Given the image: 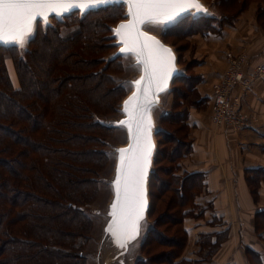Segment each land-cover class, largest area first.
<instances>
[{"label": "trees", "instance_id": "16d2710c", "mask_svg": "<svg viewBox=\"0 0 264 264\" xmlns=\"http://www.w3.org/2000/svg\"><path fill=\"white\" fill-rule=\"evenodd\" d=\"M237 1L230 0L231 5ZM241 1L236 9L227 4V18L217 21L220 26L250 3ZM258 15L264 16V9ZM184 21L167 32L179 37L192 31L211 32L210 24L201 30L195 25L215 22L191 19L192 27H181ZM89 28L97 29L77 27L62 36L56 29L39 27L30 43L28 62L15 61L18 88L7 71L0 70V264H83L78 251L91 221L82 206L96 195L93 174L98 170L96 158L103 145L93 132L101 124L93 122L92 112L99 111L95 103L105 105L114 91L110 80L98 72L96 62L103 45L94 35H84ZM180 47L175 44L178 53ZM175 82L184 85L185 91L174 87L171 95L178 97L172 96V106L161 117L164 125L174 127L163 128L157 135L156 163L168 164L158 165L151 176L149 217L155 225L143 246L147 257L139 264H199L180 258L187 242L181 221L188 212L183 209L200 191L201 180L198 177L187 183L174 174L185 150L181 145L184 114L175 110L183 101L194 100L188 98L193 92L188 91L192 85L186 78H176ZM218 242L210 243L204 237L200 246L210 257ZM151 244L154 250L159 248L154 255ZM249 256L256 264H263L257 254Z\"/></svg>", "mask_w": 264, "mask_h": 264}, {"label": "crops", "instance_id": "0c3cea01", "mask_svg": "<svg viewBox=\"0 0 264 264\" xmlns=\"http://www.w3.org/2000/svg\"><path fill=\"white\" fill-rule=\"evenodd\" d=\"M263 9V3H249L232 21L211 32L192 31L179 53L175 48L181 77L192 85L188 91L195 99L185 103L181 96L182 106L175 110L184 114L185 150L174 174L187 183L201 180L200 191L183 209L187 242L180 258L199 264H249L246 253L257 254L264 264V77L241 94L248 124L239 132L214 127L209 110L212 84L230 57L244 58L245 74L264 62V16L258 15ZM172 102L171 96L163 114ZM204 237L219 241L210 257L200 246Z\"/></svg>", "mask_w": 264, "mask_h": 264}, {"label": "snow or ice", "instance_id": "6c2138e0", "mask_svg": "<svg viewBox=\"0 0 264 264\" xmlns=\"http://www.w3.org/2000/svg\"><path fill=\"white\" fill-rule=\"evenodd\" d=\"M108 4H126L128 8V22L113 30L120 46V53L114 59L134 57L133 67L142 73L132 85H124L135 88L124 104L123 113L127 119L117 126L127 129L129 147L118 152L112 185L115 200L109 213L113 220L106 229L118 246L124 247L127 241L135 239L139 220L143 218V177L152 148L149 112L155 96L164 91L173 74L170 51L145 36L141 27H159L163 32L187 16L198 15L202 7L196 0H0V45L24 48L34 41L41 24L45 28L49 26V19L62 22L75 14L85 17ZM189 9H195V13Z\"/></svg>", "mask_w": 264, "mask_h": 264}, {"label": "rangeland", "instance_id": "374dc122", "mask_svg": "<svg viewBox=\"0 0 264 264\" xmlns=\"http://www.w3.org/2000/svg\"><path fill=\"white\" fill-rule=\"evenodd\" d=\"M204 5L210 10V15H215L220 20L217 19H211L216 20L215 22L207 23L204 21L198 22L199 24L195 25L196 29H204L207 27V25H211V27H217L220 26V24L217 23V21H222V17L224 19L227 18L226 10L227 4L231 5L230 0H201ZM242 1L239 0L235 3H233L232 8H237L239 5H241ZM250 3H258L261 4V0H250ZM113 8L107 9V10H101L97 13H91L85 17H82L79 14L71 15L66 20L64 19L61 22H58L55 19H49L48 27L51 29H56L58 33L62 36H67L71 31L76 29L77 27H96L89 28V30L84 33L86 37H91L94 35L97 40H99V43L103 45V48L99 54L100 59L97 60L98 64V72L101 75L106 76L110 80V86H113V93L107 100L108 102L104 104H100L101 102L95 103V106L99 109L98 112L94 111L92 112V120L93 122L100 121L101 127L98 126L93 130L96 135L100 138V143H103L102 146H100L98 151V158L96 167H98V170L93 174V180L94 183L97 185L96 189V195L93 198V200L86 205L82 206V210L84 211L85 215L88 216L90 219V231L88 235L83 240L82 246L78 251V257L81 258L83 261V264H105L107 261H110L114 255H118V259H122L124 264H139L143 263V260L146 259V255L143 251V246L145 243V240L148 238L146 236V230L148 228L149 223L151 222H145L143 221L141 223V230L139 234V238L135 241H133L131 244H126L124 247H119L115 241H112L111 235H108L105 233L106 229L108 227L107 225V219H108V204L111 199V186L110 182L112 181V175L114 172V166L115 161L118 155L117 148L121 147L126 143L127 136L124 129H118V122L120 120V117L123 116L120 105L121 101L126 97L128 92L133 87L125 88L124 85H132L140 76V71L135 70L133 67L135 65L134 59H124V58H118L114 59L111 58L112 55L117 50L118 43L116 42V39L113 36L112 28L115 27L118 21L125 20V7L124 6H112ZM230 11V10H229ZM209 14V13H208ZM228 14H231V12H228ZM193 16H187L184 19H186V22L181 27H192L189 20H197L193 19ZM204 16L198 18L203 19ZM84 18V20H83ZM188 18V19H187ZM208 19V18H204ZM82 20V24H79L78 22ZM229 20V19H228ZM181 21V20H180ZM179 21V22H180ZM98 22V24H97ZM178 22V23H179ZM60 23V24H59ZM43 29H46L44 25H40ZM47 27V28H48ZM98 27H104L102 29H98ZM210 27V28H211ZM172 27L166 28L163 32L160 31L159 27H153V26H144V29L147 32H150L152 34L157 35L162 39V41L166 44L171 45L175 49V44L180 45V51L187 45V42L185 40V36H176L173 34H169L167 31L171 29ZM65 34V35H64ZM30 43H27L24 48L20 47H0V70L5 69L10 77V80L12 84L18 88L19 87V80L17 77V70H16V60H20L22 62H28V56L27 53L30 50ZM33 46V45H32ZM7 48V50L3 49ZM131 56V55H130ZM174 83V82H173ZM184 84V83H183ZM108 86H104V91ZM181 89L182 91H185L184 85H181V83L175 82L174 85H172V89ZM37 90V89H36ZM173 91V90H172ZM171 96H174L173 99L177 98L178 95L172 94ZM171 96L168 93L167 95L164 94L163 99V105L162 108H158L159 106L154 107L152 114L154 116V123L156 127H154L155 131V138L157 142V135L159 128H173L174 126H171L170 124H165L161 122V117L163 115L162 109L164 107H167L169 104V101L171 100ZM177 96V97H176ZM189 100L194 98L193 95H188ZM185 100L186 97H185ZM102 113V114H100ZM159 127V128H158ZM173 130V129H172ZM178 134V133H177ZM181 136V135H180ZM180 136H177V138H180ZM158 143V142H157ZM99 147V146H98ZM159 146L157 145V151H156V158L158 155ZM103 155V158L99 160V155ZM168 163L160 162V164L156 163V160L154 162V170L159 165H167ZM163 166V167H164ZM91 167L94 169V163L91 164ZM95 171V170H94ZM151 181V179H150ZM172 197L175 198V195L172 194ZM163 197L161 196V199ZM151 200V199H150ZM150 221L154 222V219L152 217H149ZM162 231V230H161ZM149 235V234H148ZM143 239V241L141 240ZM152 245V244H151ZM154 246L152 245L151 248V254H155L157 252V249L154 250ZM82 253V254H81ZM214 253V251L212 252ZM81 254V255H80ZM246 260L249 262V264H256L253 262L252 258L247 255L246 253ZM109 264H120L118 260L114 262H109Z\"/></svg>", "mask_w": 264, "mask_h": 264}, {"label": "water", "instance_id": "95a60500", "mask_svg": "<svg viewBox=\"0 0 264 264\" xmlns=\"http://www.w3.org/2000/svg\"><path fill=\"white\" fill-rule=\"evenodd\" d=\"M196 2L202 7V9H203V11H201L198 15H193V19H198V18H200V17H202V16H204L203 18H208V19H217L218 17L217 16H215V15H210L211 13H210V10L204 5V3L201 1V0H196ZM119 4H108V5H104V6H102V7H99V8H97V9H95V10H93V12H95V11H98V10H101V9H106V8H108V7H112V6H118ZM124 7H125V15H126V19L125 20H121V21H118L117 22V24L115 25V27H113L112 28V32H113V30H115V29H117L118 28V26L119 25H121V24H126L127 22H128V20H127V12H128V8H127V5L125 4V5H123ZM189 11H191V12H193V13H195V9H189ZM77 12H78V10H77ZM209 13V14H208ZM219 20H220V18H218ZM177 24V23H176ZM172 26H174V25H170L169 27H172ZM141 31L143 32V34L145 35V36H148L149 38H151L152 40H155V41H158L159 42V44L160 45H162L164 48H166V49H168L169 51H170V53H171V57H172V60H173V65H172V67H173V74H172V76L168 79V81H167V87L164 89V91H161V92H159L156 96H155V102H154V104H153V106L151 107V110H150V112H149V116H150V119H151V129H150V142H151V146H152V148H151V155H150V157H149V162H148V165H147V171H146V175L143 177V193H144V197H143V199H144V207H143V211H142V216H143V218L141 219V220H139V227H138V231H137V233H136V235H135V239H132V240H130V241H127L126 242V244H131L133 241H135V240H137L139 237V234H140V230H141V223L145 220L146 222H151V223H149V225H148V228H147V230H146V236H148V234L150 233V231L153 229V226H154V222L153 221H150L149 220V210H150V206H151V200H150V179H151V176H152V174L154 173V162H155V160H156V151H157V145H158V143L156 142V138H155V136H156V134H155V131H154V127H156V125H155V123H154V116H153V114H152V111H153V109H154V107H156V106H159L158 108H162V105H163V102H164V99H163V97H161V96H163L164 94H168V93H170V91L172 90V85H173V82H174V80L176 79V78H178V77H181V76H183V74L182 73H180V71H179V67H178V60H177V54H176V50L171 46V45H169V44H166V43H164L163 41H162V39L160 38V37H158L157 35H155V34H152V33H150V32H147L145 29H144V26H142L141 27ZM116 42H117V40H116ZM118 43V42H117ZM0 47H11V45H7V46H5V45H0ZM120 53V46L117 48V50L115 51V53L112 55V57L111 58H115V57H117V55ZM129 55H131V54H129ZM133 59H134V57H133ZM134 62H135V59H134ZM141 72H140V76H139V78L137 79V80H139L140 79V77H141ZM135 91V88L133 87L129 92H128V94L126 95V97L121 101V107H120V110H121V112H122V114H123V116L122 117H120V120H119V122L120 121H122V120H126L127 119V117L124 115V113H123V108H124V104H125V101H127L132 95H133V92ZM162 111H163V109H162ZM100 124H103V123H101L100 121H98ZM118 122V123H119ZM117 123V124H118ZM159 128V127H158ZM125 130V132H126V136H127V140H126V143L124 144V145H122L121 147H119V148H117V150H118V152H119V150L120 149H126V148H128L129 147V140H128V132H127V129H124ZM161 133V132H163V129H161V128H159V131H158V133ZM116 163H115V166H114V172H113V177H112V181L110 182V186H111V191H112V194H111V199H110V202H109V204H108V214L110 213V210H111V206H112V204H113V202H114V200H115V191H114V188H113V181L115 180V178H116V168H117V164H118V155H117V158H116V161H115ZM112 220H113V218H112V216L109 214V216H108V219H107V225H108V227H109V225L112 223ZM144 221V222H145ZM107 227V228H108ZM106 234H107V236L108 235H111L109 232H105ZM111 239H112V241H115L114 240V238L112 237V235H111ZM141 240L143 241V239L141 238ZM115 243H117L116 241H115ZM128 244V245H129ZM82 254V253H81ZM80 254V255H81ZM118 255H114V257H112L111 259H110V261L111 262H114V261H116V260H118V262L120 263V264H124V262H123V260L122 259H118V257H117ZM110 261H107L105 264H109V262Z\"/></svg>", "mask_w": 264, "mask_h": 264}, {"label": "built area", "instance_id": "2783aa9c", "mask_svg": "<svg viewBox=\"0 0 264 264\" xmlns=\"http://www.w3.org/2000/svg\"><path fill=\"white\" fill-rule=\"evenodd\" d=\"M244 64L243 57H230L221 77L212 84L209 110L214 127L224 126L239 132L248 124L240 108L241 94L249 90L258 77H264V62L254 66L250 74L243 72ZM235 88L239 92L233 94Z\"/></svg>", "mask_w": 264, "mask_h": 264}, {"label": "bare ground", "instance_id": "6f19581e", "mask_svg": "<svg viewBox=\"0 0 264 264\" xmlns=\"http://www.w3.org/2000/svg\"><path fill=\"white\" fill-rule=\"evenodd\" d=\"M107 10V9H106ZM65 35V34H64Z\"/></svg>", "mask_w": 264, "mask_h": 264}]
</instances>
